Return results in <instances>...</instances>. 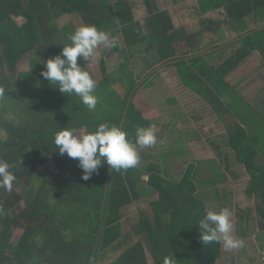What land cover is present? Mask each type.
<instances>
[{
    "label": "trees",
    "instance_id": "16d2710c",
    "mask_svg": "<svg viewBox=\"0 0 264 264\" xmlns=\"http://www.w3.org/2000/svg\"><path fill=\"white\" fill-rule=\"evenodd\" d=\"M201 1L203 11L223 9L226 14L223 21L205 18L203 31L213 32L212 23L217 27L223 22L241 24L245 28L241 34L264 25V0ZM144 5L146 27L131 0H0V87L5 90L0 98V160L13 165L10 170L17 178L11 192L0 189V264H150V254L154 255V264H163L165 257H173L174 264H205L204 260H194L188 233L200 234L197 223L209 205L207 191L199 190L196 175L186 174L171 182L151 173L148 183L160 193L152 203L155 222L142 214L127 226L122 209L138 198L145 170L135 166L116 171L105 165L99 174L84 181L78 162L59 155L54 145V134L64 127L78 132L82 128L94 131L105 122L121 127L133 89L156 68L149 56L151 50L162 62L181 59L166 66L176 68L188 88L194 80L197 86L193 90L226 126L234 153L214 161L212 173L201 183L219 196L216 183L224 176L215 172L216 167L222 168L218 163L224 164L235 179L241 173L234 166L237 162L244 164V172L250 176L247 192L263 198L259 213L264 230V108L255 111L236 90L238 81L259 63L264 64V29L211 53L222 59L213 66L192 51L171 56L177 44H187L188 37L180 35L171 12L161 8L157 0H145ZM63 16L66 21L60 23ZM82 24H94L116 37L118 45L122 42L123 49L118 46L117 50L123 52L130 66L135 65V55L153 63H148L149 69L142 76L131 79L130 89L116 95V100L115 79L105 55H100L95 65L90 64L91 68L87 65L97 82L95 111H88L78 96L60 93L40 76L43 61L59 54L61 43L69 44V35ZM148 37L154 38L153 45L135 54L134 48ZM190 55L194 57L185 59ZM25 58L28 60L24 63ZM241 65L235 76L226 78ZM154 81L160 87L161 81ZM144 83L133 94L123 126L133 141L136 127H149L153 121L142 109L148 104L141 91ZM172 189L179 191L174 199ZM161 219L171 220L163 224ZM13 229L22 232L16 240L12 239ZM214 248L207 250L210 264H216L219 257ZM236 255L230 264L236 263Z\"/></svg>",
    "mask_w": 264,
    "mask_h": 264
},
{
    "label": "rangeland",
    "instance_id": "374dc122",
    "mask_svg": "<svg viewBox=\"0 0 264 264\" xmlns=\"http://www.w3.org/2000/svg\"><path fill=\"white\" fill-rule=\"evenodd\" d=\"M180 1H183L185 4H189L191 10L196 11L197 6H200L201 9L203 8L201 0H198V5L196 3V0H157L158 4L163 9H171L178 23L179 20L186 19L183 16L182 11L179 10L182 7ZM131 2L134 8L137 10L138 14L140 15V19L143 25H145L147 21V18L144 15V11H146L144 5L145 0H131ZM201 9H198L201 18H203V16L205 15L211 14V17H214L215 19H217V21H223L225 19L224 16H226V14L225 10L223 9H211L208 10L207 13H204V11ZM195 18H197V23L190 24L188 29L198 32H192L195 34L191 35V33V36H188L189 40H187V44L184 41H182L180 44H177L176 51L171 53V56L180 55L182 53H185V51H192L193 54L202 53L203 50L208 51L209 49H212L214 47H219L244 34H241L242 30L245 29L242 27L241 24L235 23L231 25V22H223L222 25H220L219 27L215 26L214 23L211 22L213 24L214 31H203V28L207 26V23H203L202 21V23H199L198 16L192 17L191 20L196 21ZM17 21L21 23L22 18L17 19ZM64 21H66L65 16H63V18H60V23H65ZM147 31V35L149 36L151 32L148 29ZM153 41L154 38L148 37V39L144 43L134 48L135 54H138L139 52L150 48L153 45ZM64 45H67L65 41L61 43V47L63 48ZM118 46H120L121 49H123L124 47L122 42H120ZM118 46L110 51L104 50L102 48L97 49L96 56L90 62V64L95 65V62H97L99 56L105 55L103 57L106 58V61L108 63L107 67L110 71H112V76L115 79V84L113 86L114 89L117 91L114 97L115 100L118 95L124 94L130 89L131 79H137L138 76H142L144 72L149 69L148 63L153 64V61L155 63L154 65L157 67L158 65L160 66L161 64H164L168 61L180 59L174 58L162 62L157 52L155 54V50H151L149 56L152 61L149 60L147 57L143 59V57L135 55V57L133 58L135 65L132 64V66H130L129 62H125V57L122 54L123 52L121 50H117ZM218 56L219 54H209L208 56L203 55L200 57L203 61H208L211 59L210 64L213 66H217L218 62L221 60L218 59ZM27 60L28 58H25L23 62L25 63L27 62ZM172 69L173 68L171 66H165L162 72L171 71ZM162 72H158L156 75V77L159 76V78L162 80L159 84L160 87H156V85L158 84L155 83V78L152 79L150 77L149 80L147 79L148 81L144 83L143 89L141 91L148 98V104L153 103L156 106L155 108L161 109L162 104L164 105L171 103L170 108L172 110H175L176 112V118L174 117L172 120L171 117L172 122L174 121V119L176 120L177 125L173 124V127L176 129V131L172 132L171 136L169 137L166 136L167 134L165 135L164 132H162L161 137L157 139V142H161V140H163L162 137H165L166 142H170V146H174L177 155H180L182 160L179 162L180 165L178 164L176 170L170 173L173 179H175V181H178L182 177H184V174L187 172L186 169L189 163L194 162V160L191 161L192 158L190 157V153L187 152L188 144L186 135L190 139H192L197 136L198 133H201V137H203V139L207 141V145L210 148L212 157L216 161L222 160L224 154L234 153V149L227 139V133L225 132L223 122L218 117H216L214 111L209 108L207 104H205L204 100L201 97L200 98L203 100V102L201 100H197V103L193 101L195 100L194 96L190 99L188 98L187 95L190 91L184 88H187L188 85L182 81V74L175 75V82L172 83V86H168V83L164 81V77L161 74ZM191 82L193 83V86L189 85L191 87H189V89L193 90V88L197 85L195 86L194 80H191ZM197 84L199 85L198 82ZM237 91L246 97L251 107L255 111H260L261 108H264V64L259 63L257 65V68L250 72L245 79L242 78V80L238 81ZM102 92L106 93L105 91ZM147 94H149L150 96H148ZM101 100L103 99L99 98V101ZM177 100L179 104H177ZM186 111L188 113H186ZM261 112L264 115V111ZM168 116L170 119V115ZM207 123L209 124L208 126H206ZM156 127L158 128L157 131H159L160 127H158L157 125ZM84 132H86V129L82 128L79 130L78 133ZM194 141L200 143L198 140ZM213 158H211L210 155L209 163L214 165L212 161ZM262 162H264V160H262ZM182 163L186 164V166H182ZM136 166L140 169H146L143 164L138 163ZM212 169L214 168L211 167L210 172ZM218 171L221 173V170L217 169V172ZM244 171L245 165L242 164L240 167L241 175L237 179L231 178L230 175L225 174L224 179L220 182L221 187L218 188L219 196H217L216 193H213V191H207L209 197V205L207 206V208H215L216 210H220L221 208L227 207L231 210L232 220L234 223L233 234L238 238L244 240L245 247L239 250H233L232 252H228L224 250L221 245H219L218 247L214 246L213 244L206 246L200 241V234L188 231L189 240L191 243L190 249H192V255L195 261L204 260L205 264H210L211 258H209L207 250H209L210 247H216L214 248V250L216 252L219 251V257L216 256L217 258L215 260L216 264H230V260L232 257H234L233 255L235 253L237 254L235 257H238L237 260H235V264H264V230H262L260 227V220L263 219L259 213L260 201L259 197H257L254 192L252 196L251 193L247 192L250 176ZM227 177L228 179H226ZM169 178H171V176ZM140 179V184L138 185V198L134 199L131 204L125 206L122 209V219L124 220V223L127 226L129 222H135L140 219V217H142V214L143 218H149L151 223L155 222L152 203L153 201L159 199L160 193L156 188V190L144 189L146 187V179H148L147 172H144ZM172 182H174V180ZM18 190L20 191L21 189L19 188ZM175 190L176 189H172L171 191L173 192V194H171L172 199H174V195L179 194V191L174 192ZM156 191L157 194L154 195ZM219 205L221 206L219 207ZM168 220L170 221L171 219H161L163 224H166L165 222H167ZM12 234V239L16 240L18 237L21 236L22 232L17 229H13ZM153 256H151L150 254V264L155 263V258ZM197 264L201 263L199 262Z\"/></svg>",
    "mask_w": 264,
    "mask_h": 264
},
{
    "label": "clouds",
    "instance_id": "9594fccd",
    "mask_svg": "<svg viewBox=\"0 0 264 264\" xmlns=\"http://www.w3.org/2000/svg\"><path fill=\"white\" fill-rule=\"evenodd\" d=\"M70 43L62 51L43 61L40 76L60 93L76 95L88 111H95L98 97L95 95L97 82L87 70V65L96 56L97 49L112 50L118 39L99 29L94 24H82L68 37ZM81 62H84L83 64ZM5 90L0 87V98ZM157 143V127L137 126L134 141L131 134L108 122L100 123L94 131L78 133L76 128L64 127L54 134V145L59 155L76 160L82 171V179L88 181L99 174L102 166L111 170H126L135 167L140 159V148ZM7 161L0 160V189H13L16 175ZM200 241L204 245L219 243L228 252L245 247L243 239L233 234L234 223L229 208L219 211L205 208V215L197 223ZM163 264H174L173 257H165Z\"/></svg>",
    "mask_w": 264,
    "mask_h": 264
},
{
    "label": "crops",
    "instance_id": "0c3cea01",
    "mask_svg": "<svg viewBox=\"0 0 264 264\" xmlns=\"http://www.w3.org/2000/svg\"><path fill=\"white\" fill-rule=\"evenodd\" d=\"M180 3L182 4V7L179 10L182 11V14H183V16L186 19H181V20H179V23H178L177 20L175 19L174 15H173L174 13L171 11V9L168 8V10L171 12V14L173 16L176 28L180 30V35L182 37H186V39H187L188 36H191V35L195 34L196 32H198V31H192V30L188 29L190 24L197 23V18H195L196 21L195 20H191V18L198 16L199 23H202L201 21H203L205 18L211 16V14L205 15L206 17L203 16V18H201L200 14H199V11H198V9H201L200 6L199 7L197 6V9L195 11V10H191V7H190L189 4H185L183 1H180ZM196 3L198 5V3H199L198 0H196ZM201 10H203V9H201ZM204 13H207V12L204 11ZM192 32H195V33H192ZM146 54H148V53H146ZM209 54H211V53H209ZM203 55H206V54H203ZM218 59H221V57L218 56ZM210 60H209V62H210ZM221 60L218 62V64L221 62ZM242 67H243V65H241L237 69L233 70L230 74H228V76H226V78L229 79L230 77L235 76V74L238 71H240ZM162 70L163 69L161 68V69L157 70L156 73L162 72ZM161 74L164 77V81H166L168 83V86L169 85L172 86V83L175 82V80H176V76L175 75H177L178 73L176 71V68L173 67V69L171 71L162 72ZM248 74H247V76H248ZM245 78H246V76L244 77V79ZM154 80L162 81L159 78V76L155 77ZM184 88L190 91L188 93V95H187L189 99L194 96L195 100H193V101L195 103H197V100H201L202 102L204 100L205 104H207V106H209V108H211L209 103L205 99H203L201 97V95L197 91L189 89L188 87L187 88L184 87ZM236 90H237V88H236ZM223 92H226V91H223ZM238 93L241 94L240 92H238ZM175 96H176V94H175ZM170 104L171 103L164 104V105L162 104V108L161 109L155 108L156 106L153 103H149V104H146V105L142 106V109L144 111L145 116H148L149 118H151L153 120L152 121V125L155 124L158 127H160L159 131H157V139H159L161 137L162 132H164L165 135L167 134L166 136L169 137V136H171L172 132L176 131V129L173 127V124L177 125L176 120L174 119V121L172 122L173 118L174 117L176 118V115H175V112H174L175 110H172L170 108ZM177 104H179L178 100H177ZM181 107H183V106H181ZM186 113H188V112L186 111ZM168 115H170V119H169ZM215 115H216V117H218L216 113H215ZM171 117H172V120H171ZM177 118H185V117H177ZM167 124L169 126H167ZM178 124H180V123H178ZM161 125H162V127H161ZM208 125L209 124L207 123L206 126H208ZM223 125L225 127V132L227 133V139H228V132L226 130V126H225L224 123H223ZM169 129H171V130H169ZM162 138H163V140H161V142H157L155 145H153L151 147L138 149L139 156H140V159H139L138 163L144 165V167L146 169H143V170H145V172H147V174H148V179H146V183H145L146 187L144 188L145 190L146 189H150V190L155 189L153 185L148 183L149 176H150L151 173L153 175L165 176L168 180L170 179L171 182L173 180L175 182V179H173V177H172V175L170 173H172L174 170H176L177 165L178 164L180 165L179 162L182 161L180 155H177L176 149L174 148V146H170V142H166V138L165 137H162ZM186 139H187V144H188L187 152L190 153V157L192 158L191 161L194 160V162L189 163V165H188V167L186 169L187 172L184 174V176L186 174L187 175L188 174H194V175L197 176L199 190H202V191H204V190L205 191H215V190H213L212 187H207L206 184L201 183V180L203 179V177L208 176V175H210L212 173V170L210 172L211 164L209 163V160H210V155H211V158H213V157H212V154L210 152V148L207 145V141L204 140L203 137H201V133H198V135L195 136L192 139H190L186 135ZM194 140H198L200 143H197ZM235 141H236V138H234V142ZM212 161L214 162L216 160L213 158ZM237 164L238 165L234 166V168H239V170H240L241 163L237 162ZM183 165L186 166V164L182 163V166ZM219 165L222 168H220V167H216L215 168V170H216L215 172L217 173V175L221 174L222 176H224L225 175L224 173L226 172V174L231 176V172H229V171L227 172L226 168L224 169V167H225L224 164H219ZM140 167H143V166H140ZM232 168H233V166H232ZM217 169L221 170V173L219 171L217 172ZM170 176H171V178H169ZM220 182H221V180H220ZM220 182L218 181L216 183L217 189L221 187V183ZM156 194H157V191H156V193H154V195H156ZM257 197H259V201H261L263 199V198L260 199L261 197L259 195H257Z\"/></svg>",
    "mask_w": 264,
    "mask_h": 264
},
{
    "label": "water",
    "instance_id": "95a60500",
    "mask_svg": "<svg viewBox=\"0 0 264 264\" xmlns=\"http://www.w3.org/2000/svg\"><path fill=\"white\" fill-rule=\"evenodd\" d=\"M262 29H264V25L263 26H260V27H257V28H255V29H253V30H251V31H248V32H246V33H244L243 35H241V36H239L238 38H236V39H234V40H232V41H230V42H228V43H225V44H223V45H221V46H219V47H214V48H212V49H209L208 51H205V52H203V53H201L200 55H203V54H209V53H212V52H215V51H218V50H221V49H223L224 47H226V46H228V45H230V44H232V43H235V42H238V41H240V40H242L243 38H245V37H247V36H249V35H251V34H253V33H255L256 31H258V30H262ZM199 54H197V55H195V56H198ZM192 57H194L193 55H190V56H188V57H186L185 59H191ZM179 60H181V59H178V60H172V61H168V62H166V63H164V64H161L160 66H158V67H156L155 69H153V70H151L144 78H143V80H141L136 86H135V88L133 89V91H132V93H131V95H130V97H129V100H128V102H127V105H126V109H125V112H124V114H123V117H122V121H121V128H122V130H123V126H124V123H125V121H126V114H127V110H128V108H129V106H130V103L132 102V97H133V94L135 93V91L153 74V73H155L157 70H159L162 66H166V65H168V64H170V63H173V62H177V61H179ZM108 184H107V187H106V193L108 192ZM98 242V241H97ZM97 242H96V244H97Z\"/></svg>",
    "mask_w": 264,
    "mask_h": 264
}]
</instances>
